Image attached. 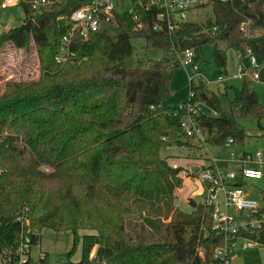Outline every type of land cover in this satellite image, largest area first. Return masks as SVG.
I'll list each match as a JSON object with an SVG mask.
<instances>
[{
    "label": "trees",
    "instance_id": "obj_1",
    "mask_svg": "<svg viewBox=\"0 0 264 264\" xmlns=\"http://www.w3.org/2000/svg\"><path fill=\"white\" fill-rule=\"evenodd\" d=\"M89 1L63 0L39 11L21 3V24L0 32V49L34 44L41 69L38 80L8 81L0 94V256L14 264L22 235L31 247L48 228L73 234L64 264H213L225 234L213 225L212 206L190 199L192 211L175 207L182 168L160 155L164 147L199 148L169 114V82L179 64L174 52L192 50L198 64L202 46L211 44L223 70L227 49L245 50L239 27L249 20V29L261 32L255 50L264 56V0H207L198 7L209 5L212 16L172 31L159 10L134 5L103 19L86 39L75 37V62L57 63L67 16ZM136 37L165 57L135 63ZM242 80L224 88L233 93L227 115L202 77L189 80L188 100L216 113L192 114L206 144L242 143L239 120L264 116L252 81ZM254 216L257 226H238L229 236L264 245V208ZM80 230L88 233L79 236ZM79 243L81 257L73 262ZM96 243L101 259L91 256ZM38 262L50 264L48 255Z\"/></svg>",
    "mask_w": 264,
    "mask_h": 264
},
{
    "label": "rangeland",
    "instance_id": "obj_2",
    "mask_svg": "<svg viewBox=\"0 0 264 264\" xmlns=\"http://www.w3.org/2000/svg\"><path fill=\"white\" fill-rule=\"evenodd\" d=\"M4 1L5 0H0V5ZM210 16H212V11L209 5L197 7L187 12V20L193 22L204 21ZM23 19L24 12L21 3L16 2L6 8H1L0 6V32L18 26ZM252 33L253 37H251L247 43L249 48L256 55L255 41L261 35V32L255 30L252 31ZM131 45L133 47V59L135 63L161 60L166 55L162 49L147 48L143 38H132ZM212 54L213 46L211 44H205L202 46L201 55L198 60V71L209 89L219 94L222 108L221 114L227 115L229 113V101L232 99L233 93L231 89H228L227 93H224L226 90L224 88H219L216 82L217 76L219 74L232 75L236 72L238 64H247V58L244 57L239 59L235 50L227 49V64L225 69L220 70L214 62ZM259 72L261 74V80L257 82L252 81L251 86L258 96L260 104L264 107V71L259 69ZM40 73L41 69L39 67L38 55L34 44H31L28 49H18L12 44L6 43L0 49V94L3 93L6 82L38 80ZM194 76L195 72L193 71L192 66L177 64L172 68V76L169 82L171 93L168 100L170 105L181 104L189 98V80L193 78L194 83L197 81V78H194ZM242 81V79L231 80L229 81V85L240 87ZM199 107L208 113H213L203 105H200ZM239 122L244 127L246 134L242 143L235 142L229 147L224 145L212 146L196 143L199 148L190 151L187 149V151H189L187 155L190 158L198 156L209 163L212 162L213 158L230 161V163L223 165L221 169L226 173H236L237 177L235 180L240 182L239 184L245 196L255 200L259 208H264V166L262 176L258 179H242L240 177L242 167L241 155L246 153L247 155L254 156L257 151L264 152V116L260 121L247 117L240 119ZM174 147L178 146L162 148L160 151L161 157H166L169 154L168 148H171V151H173L175 150ZM171 157L173 158L172 161H175L174 166L172 167H179L177 164L180 161H177V159L182 158V156ZM253 164L254 163H249V166L254 167L255 164ZM39 169L42 171H49L46 167H40ZM203 196V193L198 195L199 198H202ZM197 201H202V199H197ZM230 212L234 215L237 222L246 221L248 222L246 226L250 227H253V225L256 224L254 213L246 217L245 212H240L234 209H231ZM40 233V241L37 244L32 245L30 249L32 263L38 259L39 252L41 251L48 255L50 264H64L62 262H65L66 254L73 244L72 232H56L48 228H43ZM84 233L88 232L80 230L79 236H82ZM228 244L232 247L229 264H264V245L252 242L249 247L242 248V245L245 244V240L242 238L229 241ZM102 255L103 249L98 243H96L91 252V256L101 259ZM80 257L81 245L79 243L71 261H78ZM0 264H5V260H3L1 256Z\"/></svg>",
    "mask_w": 264,
    "mask_h": 264
},
{
    "label": "built area",
    "instance_id": "obj_3",
    "mask_svg": "<svg viewBox=\"0 0 264 264\" xmlns=\"http://www.w3.org/2000/svg\"><path fill=\"white\" fill-rule=\"evenodd\" d=\"M62 1L63 0H5L0 6L1 8H6L19 2L28 4L33 11H39ZM205 2H207V0H90L73 10L67 16L70 27L62 36V46L60 52L55 57V61L57 63L75 62L74 54L71 51L74 38L79 37L86 39L90 33L99 29L103 19L112 17L115 12H132L134 5L143 6L146 9L155 8L159 10L157 18L160 22L165 23V28L168 31H172L178 23L188 21L187 12L197 8ZM133 18L137 20L136 15H134ZM160 22L156 24V30L163 29V25ZM249 23L250 21L248 20L239 27L240 31L244 33L247 41L253 37L252 31L249 29ZM236 52L239 59L244 57L247 58V64H238L236 72L232 75L219 74L216 79L219 88H225L226 84L233 79L249 78L251 81L255 82L261 80L259 69L264 71V56L258 55L257 52L256 56L249 48L248 43L244 51L237 50ZM174 58L179 64L192 66L195 72L194 78L201 77L198 71V64L194 61V53L192 50H184L182 52L175 51ZM77 62H80V59H78ZM192 79L193 78L190 80ZM200 105L202 104H194L187 99L181 104L171 105L169 114L172 117L178 118L179 127L185 136L193 137L195 143L206 144L205 136L192 118L193 113L202 109L199 107ZM212 114L215 115L216 113L213 112ZM231 144H233V139L227 138L223 145L229 147ZM241 160L242 167L240 177L242 179H258L262 176L264 152L257 151L254 156L245 154L242 156ZM251 160L254 161L257 167L248 166V162ZM212 164L213 165L199 169L196 175L198 179L206 182L204 203L212 206L213 225L225 234L223 245L217 247L212 255L213 264H229L232 247L228 242L236 240L229 235L234 232L238 226H246L248 224L246 221L237 222L230 210L234 209L245 212L246 217H248L252 215L259 206L255 200L245 196L240 184L233 183L237 177L236 173L224 172L215 165V159H212ZM258 223L259 221L256 220V224L253 226H257ZM27 231H29V229ZM244 240L245 244L242 245V248L249 247L252 244L251 241L247 239ZM30 249L29 236L22 235L16 251L17 259L14 264H28L31 258ZM44 257V252L40 251L38 259L33 261V263L30 262V264H39L38 260Z\"/></svg>",
    "mask_w": 264,
    "mask_h": 264
},
{
    "label": "crops",
    "instance_id": "obj_4",
    "mask_svg": "<svg viewBox=\"0 0 264 264\" xmlns=\"http://www.w3.org/2000/svg\"><path fill=\"white\" fill-rule=\"evenodd\" d=\"M174 149L175 150L171 151V148H168L169 154L166 156L167 162L171 166H174V163H175V161H172L173 158L171 156H182V158L177 159V161H180L178 162L177 165L181 167L182 170L180 171L178 175L181 179V185L179 188L175 190L176 197L174 198V205L175 207H177L178 209L184 212H190L192 211V207L189 204V200L194 199L197 201V199H202L203 201L205 197L206 182L198 179L196 172H198V170L201 168H205L213 164L212 162L209 163L203 160L202 158H199L198 156H195L192 158L188 157L187 154L190 150L187 151V148L185 147L179 146V147H174ZM245 154L243 153L241 155V158ZM215 162H216L215 165L219 168H222L223 165L230 163V161L217 160V159H215ZM249 163H254V161L253 160L249 161L248 166H249ZM254 167H257V165L255 164ZM195 168H198V169H196L195 171ZM233 183L239 184L240 182L235 180L233 181ZM200 193L204 194L202 198L198 197Z\"/></svg>",
    "mask_w": 264,
    "mask_h": 264
},
{
    "label": "water",
    "instance_id": "obj_5",
    "mask_svg": "<svg viewBox=\"0 0 264 264\" xmlns=\"http://www.w3.org/2000/svg\"><path fill=\"white\" fill-rule=\"evenodd\" d=\"M196 169H198V168H195V171H196Z\"/></svg>",
    "mask_w": 264,
    "mask_h": 264
}]
</instances>
